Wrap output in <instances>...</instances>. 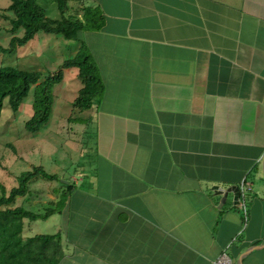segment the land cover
Listing matches in <instances>:
<instances>
[{"label":"crops","instance_id":"0c3cea01","mask_svg":"<svg viewBox=\"0 0 264 264\" xmlns=\"http://www.w3.org/2000/svg\"><path fill=\"white\" fill-rule=\"evenodd\" d=\"M91 1L104 91L68 117L88 151L56 264H264V0ZM242 179L245 212L220 204Z\"/></svg>","mask_w":264,"mask_h":264},{"label":"trees","instance_id":"16d2710c","mask_svg":"<svg viewBox=\"0 0 264 264\" xmlns=\"http://www.w3.org/2000/svg\"><path fill=\"white\" fill-rule=\"evenodd\" d=\"M55 2L61 13L60 18L48 17L37 0H9L5 13H0L9 22L8 31L11 33L7 46L0 45V53L24 45L38 32L59 35L64 40H77L79 43L72 55L64 58L57 69L45 75L39 70L0 65V116L5 98L12 111H16L30 87L34 86L33 113L25 121V128L30 132H37L48 122L53 109L52 87L63 79L65 69L75 68L81 83L71 102L73 109L82 111L90 108L104 91L97 65L79 37V33L85 29L101 27L103 15L100 8L82 3L80 14H65L67 0ZM36 176L48 180L58 178L56 173H49L42 165H37L17 175V185L9 190L0 183V264H56L62 255L58 233H37L23 237L22 230L25 218L44 219L52 213L61 212L71 186L69 183L61 182L66 188L59 192L57 200L48 202L42 213L21 205H11L16 196L28 193V183Z\"/></svg>","mask_w":264,"mask_h":264},{"label":"rangeland","instance_id":"374dc122","mask_svg":"<svg viewBox=\"0 0 264 264\" xmlns=\"http://www.w3.org/2000/svg\"><path fill=\"white\" fill-rule=\"evenodd\" d=\"M37 1L45 9L48 17L60 18L61 13L55 0ZM8 3L9 0H0V13H5L4 9ZM82 3L92 5L94 2L67 0L65 14H80ZM9 26V22L0 16L2 46H7L10 39ZM78 44L77 40H64L59 35L38 32L24 45L17 46L10 52H1L0 65L39 70L45 75L57 69ZM80 86L76 69H67L63 79L52 87V114L48 122L37 132H30L25 128V121L33 113L34 86L30 87L16 111H12L7 99H4L0 116V183L9 190L17 185V175L37 165H42L45 171L58 175L54 180L41 176L32 178L28 183V193L16 196L11 203L12 206L21 205L34 212H44L51 200L49 195H53V189L59 187L61 182L68 181L79 164H85L84 159L88 151L85 136L80 133V125L68 120L72 113V99ZM76 112L77 110L73 113ZM59 217L55 212L44 219L25 218L22 236L55 232L59 227Z\"/></svg>","mask_w":264,"mask_h":264},{"label":"water","instance_id":"95a60500","mask_svg":"<svg viewBox=\"0 0 264 264\" xmlns=\"http://www.w3.org/2000/svg\"><path fill=\"white\" fill-rule=\"evenodd\" d=\"M260 163H261V172H262L263 181H264V153L261 156ZM212 189L214 190L215 193L220 195V204L224 203V201L227 197V194L229 192L232 193V202L234 204H238V199H239V194H240V186L239 185L232 184V185L227 186V187H222L219 185H213Z\"/></svg>","mask_w":264,"mask_h":264},{"label":"built area","instance_id":"2783aa9c","mask_svg":"<svg viewBox=\"0 0 264 264\" xmlns=\"http://www.w3.org/2000/svg\"><path fill=\"white\" fill-rule=\"evenodd\" d=\"M250 189H251L250 182L246 179H242L240 182L239 205L244 212L246 208L245 206L246 193H248ZM215 264H227V261L223 256H221L215 261Z\"/></svg>","mask_w":264,"mask_h":264}]
</instances>
